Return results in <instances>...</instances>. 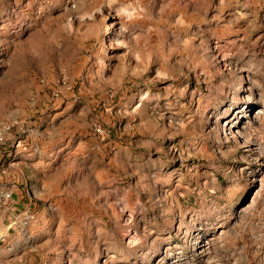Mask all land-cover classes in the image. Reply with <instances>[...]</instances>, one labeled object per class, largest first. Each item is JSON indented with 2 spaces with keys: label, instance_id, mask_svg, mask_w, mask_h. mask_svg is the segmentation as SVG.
I'll use <instances>...</instances> for the list:
<instances>
[{
  "label": "rangeland",
  "instance_id": "1",
  "mask_svg": "<svg viewBox=\"0 0 264 264\" xmlns=\"http://www.w3.org/2000/svg\"><path fill=\"white\" fill-rule=\"evenodd\" d=\"M0 264H264V0H0Z\"/></svg>",
  "mask_w": 264,
  "mask_h": 264
},
{
  "label": "built area",
  "instance_id": "2",
  "mask_svg": "<svg viewBox=\"0 0 264 264\" xmlns=\"http://www.w3.org/2000/svg\"><path fill=\"white\" fill-rule=\"evenodd\" d=\"M93 130H94L95 133H100L101 132V129H100L99 126H95Z\"/></svg>",
  "mask_w": 264,
  "mask_h": 264
},
{
  "label": "bare ground",
  "instance_id": "3",
  "mask_svg": "<svg viewBox=\"0 0 264 264\" xmlns=\"http://www.w3.org/2000/svg\"><path fill=\"white\" fill-rule=\"evenodd\" d=\"M258 110H262L261 108H259Z\"/></svg>",
  "mask_w": 264,
  "mask_h": 264
}]
</instances>
